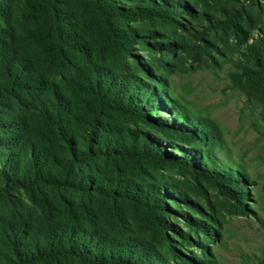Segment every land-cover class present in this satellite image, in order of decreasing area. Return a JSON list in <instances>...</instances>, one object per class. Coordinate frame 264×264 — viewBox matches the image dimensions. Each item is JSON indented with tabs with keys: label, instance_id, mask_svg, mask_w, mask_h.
I'll return each mask as SVG.
<instances>
[{
	"label": "rangeland",
	"instance_id": "obj_1",
	"mask_svg": "<svg viewBox=\"0 0 264 264\" xmlns=\"http://www.w3.org/2000/svg\"><path fill=\"white\" fill-rule=\"evenodd\" d=\"M48 1L0 0V264L18 261L12 237L5 234L8 228L26 231L25 244L49 228H75V243L91 236L111 239L126 253L135 248L133 253L141 259L147 248L148 264L155 260V264H260L259 251L264 250V117L256 102H247L231 86L230 75L241 68L264 65V0H172L180 10L165 20L114 18L113 3L104 0H56L55 13H46ZM131 1L115 0V8L124 9ZM202 15L209 20L201 19ZM47 21L54 22L55 35L79 40L82 55L72 58L76 68L50 60L47 40L39 34ZM138 29L157 36L148 37L149 46L134 41L123 47L111 36L122 34L128 42L130 33L142 36ZM155 41L178 46L157 51L150 46ZM133 57L165 79L166 86H153L155 90L169 89L190 111L213 124L230 157L243 163L251 182L232 177L216 186L201 178V173H218L201 157L198 160L197 153H190L201 152V145L158 128L161 114H146L155 104L143 100L142 92L134 94L136 86L125 97L123 86L112 81V76L124 75L142 79L132 68ZM164 64L174 67L166 70ZM18 67L22 74L17 78ZM92 69L115 85L110 93L134 99L130 109L136 115L137 109L145 112L144 117L140 113L139 118L129 116L119 106H100L89 97L79 80ZM49 84L65 99L61 123L50 115ZM116 101V105L122 103L120 98ZM164 116L163 123L172 129L175 120L170 113ZM61 124L71 133L77 153L85 152V140L92 137L93 155L102 154L77 164L69 172V181L89 183L100 193L113 191L114 201L98 192L22 185L24 178L33 175V146L57 156L60 164L64 156L70 157L57 137ZM183 132L191 133L188 128ZM176 148L188 153L180 156ZM64 166L57 169L49 164L61 176ZM214 166L220 169L217 163ZM43 173L38 172L39 178ZM243 195L248 198L239 200ZM153 198L157 208L148 210L145 204ZM197 227H208L209 236L196 233ZM17 249L26 253L24 248ZM86 250L88 256H95L90 246ZM30 264L82 263L76 257H48Z\"/></svg>",
	"mask_w": 264,
	"mask_h": 264
},
{
	"label": "trees",
	"instance_id": "obj_2",
	"mask_svg": "<svg viewBox=\"0 0 264 264\" xmlns=\"http://www.w3.org/2000/svg\"><path fill=\"white\" fill-rule=\"evenodd\" d=\"M104 1L113 3V10L110 9L111 17L118 18L119 16H122L128 20H132L133 18H160L164 20L171 19L169 15H175L180 10V7L178 6L179 4H177L178 2L172 0H145V2H141L140 0H130L132 2L131 5L125 6L124 9L115 8V0ZM55 3L56 0H49L45 5V12L55 13ZM199 17L201 19L209 20L207 15H202ZM106 20L108 21V19ZM53 24L54 22L47 21L45 24V28L42 29L41 33H39L40 35H43L47 40L46 51L50 56V60L52 62L56 61L62 64V66L71 65L73 68H76L77 65L72 62V58L82 55V51L79 49L81 48L79 40L73 38L68 40L62 38L58 34L55 35L53 33ZM106 30L109 31V28H106ZM139 31H141L140 33L142 36L130 33L128 36V42L127 39L122 36V34H111V36L115 39V43L118 47H123V45L126 43V46L131 45L134 41L140 42L145 46H149L148 37H150L151 35H153V37L157 36L156 33L154 34L153 32H147L141 29ZM167 35L168 37L170 36L169 34ZM150 46H152V49L160 51L178 45L172 42H165V44H163L155 41L150 44ZM127 52L129 55H131L130 49H127ZM145 66L147 67H142L140 59L133 57L132 68L141 75L142 79H139L136 76L127 77V75H124L117 78L112 76V81L123 86L125 97L127 95L129 98L130 96L128 94L132 91L134 92V88L132 87L136 86L138 89H136L137 91L134 92V94H140L142 92L145 97L143 98V100L149 99V102L151 104H155L153 105V107H151V111L146 112V114H161V120L159 119L158 124H156L158 128H163L168 131L174 132L183 141L187 140L186 137L191 138L193 142L187 141V143H196L201 145V152L192 150L190 153H197L199 155L198 160L201 157L203 161L209 164V166L213 165L212 169L215 172H218L215 174H207L206 172L204 174L201 173L200 175L203 180L211 182L216 186H219L217 184L218 181L227 180L232 177L240 182H251L250 174L245 173L246 168L244 167L243 163L230 157L229 149L225 146L223 140L218 137L217 134H215V128L213 124L206 120L204 117L200 116L199 113L190 111L187 106L169 89H167L165 92H162L161 90H155L153 86L157 88L166 86L164 84L165 79L159 76L156 77L155 69L152 66ZM163 67L167 70L168 67L173 68L174 65L169 66L164 64ZM20 70V67H18V72H15L17 78L20 74H22ZM169 72L173 71L169 70ZM23 82L26 83V80L21 81L22 85L24 84ZM230 83L231 86L239 89L242 92L247 102H256L261 107V114L264 117V65H257V67L255 68H241L238 73H233L230 75ZM79 84L82 87V90L89 97L93 98L100 106L112 108L119 106V108H121L129 116H133L136 118H139V113L141 115L145 113H141V111L137 109L138 115H136V113H134V111L130 109L131 103L135 101L134 99H121V97H118L119 93H110L109 91L112 90L115 85H109L106 81H104L103 77L99 76V73H97L96 69L90 70V74H86L81 77V79L79 80ZM53 88L54 85L49 84V110L52 113L50 115H53L58 123H61V120L65 115L62 107L65 99L62 98L60 93ZM61 98L63 99L62 101ZM118 98H120V101L122 103L116 105L118 104L116 103V100ZM108 99H110L109 103H107ZM169 113L176 122L171 124L173 130L169 125L163 123V121H166L164 115ZM51 124H54L53 119H51ZM62 125L63 124L59 126L57 137L64 144L65 152L66 154L69 153L70 157L68 158L67 156H64V162L60 164L56 159L57 156L55 157L47 151H38L37 148L33 146V165L30 168L31 171H33V175H29L27 179L24 178L22 181V185L28 189L32 186H39L41 184H44V187L47 188H70L82 193L88 191L100 193L97 188L94 187L95 189H93L89 183L87 184L81 182L75 185L71 183L67 178L70 170H73L77 164H82L88 159L90 160L93 158H100L102 154L93 155V151L91 150L92 146L90 144L92 137H88L85 140V146L87 147L85 152L82 151L77 153L75 148L73 147L72 138L70 137L71 133L66 130L65 126ZM186 128L191 131L190 134L183 132V130ZM187 143L185 144L187 145ZM178 151L180 156H184L185 153H188V151L182 149H178ZM145 154L149 158H155L152 153L149 154L145 152ZM161 160H163V158H161ZM174 161L178 163V160ZM215 163L218 164V168H220L224 173H220L221 170L217 169V167L214 166ZM49 164L56 167L57 169L61 168L65 164L64 174H62L61 176L60 174L52 172ZM224 164L227 165L228 168H223L222 165ZM44 169H46V171ZM41 170H43L44 175L39 178L37 174ZM101 192L102 193L100 194L110 201L115 200L116 196L113 191L103 190ZM247 198L248 197L246 195H243L239 198V200H246ZM149 202L150 203L145 204L148 210L157 208L156 198H153L152 201ZM244 212L246 214H250L247 209H245ZM73 229L75 228H68L66 230L49 228L44 233H42L40 237L31 238L30 244H25V240L29 239V234L26 231L16 230L15 228H8L5 230V234L7 237L9 235L12 237L10 240L12 251L18 259L16 264H19L21 262L29 264L35 263L38 261H43L48 257L55 259L76 257L82 264H145L149 262L146 257V253L148 252L147 248L145 250L146 252L144 253L143 258L141 259L140 257H138V255L133 253L135 248H127V251L129 252L126 253L124 252L125 249H123L122 245L117 244L111 239H99L91 236L90 239L85 242L83 240H80V243H75L74 238L76 237L72 234ZM198 231H201L209 236L208 227H197L195 229V232L197 233ZM98 237H101L100 234H98ZM206 239L213 242V239H210L208 237H206ZM86 246H90L95 251V256L92 257V255H87L89 251L86 250ZM17 248H24L26 250V253L23 254L20 249ZM259 253V263L264 264V250L259 251ZM119 256H122L124 259L121 260ZM154 262H158V260H155ZM154 262L153 264H155ZM187 264L195 263L188 262ZM200 264L207 263L203 262Z\"/></svg>",
	"mask_w": 264,
	"mask_h": 264
}]
</instances>
